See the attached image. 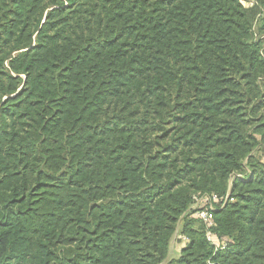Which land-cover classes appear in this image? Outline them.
<instances>
[{
  "label": "trees",
  "instance_id": "trees-1",
  "mask_svg": "<svg viewBox=\"0 0 264 264\" xmlns=\"http://www.w3.org/2000/svg\"><path fill=\"white\" fill-rule=\"evenodd\" d=\"M248 1L0 0V264H264Z\"/></svg>",
  "mask_w": 264,
  "mask_h": 264
},
{
  "label": "built area",
  "instance_id": "built-area-1",
  "mask_svg": "<svg viewBox=\"0 0 264 264\" xmlns=\"http://www.w3.org/2000/svg\"><path fill=\"white\" fill-rule=\"evenodd\" d=\"M216 195H213V199H216ZM197 205H195L196 207ZM213 206L210 205L209 208H204V209H197L196 208V212H195V216H197L198 218L202 219L206 224L207 226H212L214 225V215H213ZM207 237L209 239H212V233L210 230L207 231ZM225 247V244H221L220 245V248H224Z\"/></svg>",
  "mask_w": 264,
  "mask_h": 264
},
{
  "label": "rangeland",
  "instance_id": "rangeland-1",
  "mask_svg": "<svg viewBox=\"0 0 264 264\" xmlns=\"http://www.w3.org/2000/svg\"><path fill=\"white\" fill-rule=\"evenodd\" d=\"M241 1L245 5L250 4V2L248 0H241ZM258 154H259V156L262 155L261 157H263V159H264V151L263 150L259 151ZM178 232L174 238V240H176L175 241L176 245H174V248H172L173 245H171V252H170L167 260L174 258V257H177L180 254L182 247L185 245L187 237L185 235L181 234L180 231H178Z\"/></svg>",
  "mask_w": 264,
  "mask_h": 264
},
{
  "label": "crops",
  "instance_id": "crops-1",
  "mask_svg": "<svg viewBox=\"0 0 264 264\" xmlns=\"http://www.w3.org/2000/svg\"><path fill=\"white\" fill-rule=\"evenodd\" d=\"M175 241H176V240H173V242H172V245H173L172 248H174V245H176ZM175 247H176V246H175Z\"/></svg>",
  "mask_w": 264,
  "mask_h": 264
}]
</instances>
